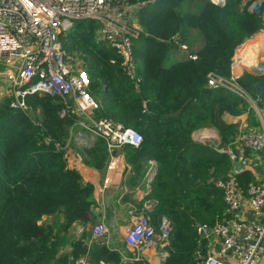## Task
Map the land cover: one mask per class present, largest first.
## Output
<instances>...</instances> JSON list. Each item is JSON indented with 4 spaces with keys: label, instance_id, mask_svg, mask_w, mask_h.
Returning a JSON list of instances; mask_svg holds the SVG:
<instances>
[{
    "label": "trees",
    "instance_id": "16d2710c",
    "mask_svg": "<svg viewBox=\"0 0 264 264\" xmlns=\"http://www.w3.org/2000/svg\"><path fill=\"white\" fill-rule=\"evenodd\" d=\"M238 1L127 0L145 2L134 13L142 31L133 45L139 91L116 52L96 40L93 20H78L59 36L66 52L84 61L88 91L98 102L95 117L142 135L140 146H124L127 162L136 170L142 159L156 161L145 199L157 201L149 215L154 223L160 216L173 222L163 264H193L197 252H205L197 226H212L224 215L214 179L233 175L243 187L255 181L248 170L232 174L233 163L218 150L238 131L236 123L223 120L216 102L223 99L235 110L247 101L231 90L207 86L209 72L229 77L235 49L263 29L261 15L238 8ZM175 40L185 42L188 51H180ZM263 82L264 73L245 71L238 78L252 97ZM12 98L0 100V264H75L83 256L92 264H119L118 254L102 240L88 245L85 236L68 237L73 222L90 221L97 205L93 185L68 162V149L78 148L70 137L76 116H61V99L47 93L25 96L31 116L11 107ZM203 126L215 127L223 145L194 141L192 133ZM79 146L88 164L104 169L108 154L102 140ZM66 244L71 250L62 252ZM133 264L146 262L141 258Z\"/></svg>",
    "mask_w": 264,
    "mask_h": 264
},
{
    "label": "built area",
    "instance_id": "2783aa9c",
    "mask_svg": "<svg viewBox=\"0 0 264 264\" xmlns=\"http://www.w3.org/2000/svg\"><path fill=\"white\" fill-rule=\"evenodd\" d=\"M226 1L211 0L214 4ZM144 4H129L127 0H0V61L15 69L7 74L13 96L10 106L25 110L27 94L47 93L61 99V116H76L70 137L78 144L93 146L97 140H102L109 156L125 145L140 146L143 137L135 129L95 117L98 102L88 91L89 77L84 61L66 52L59 36L78 20H93L97 24V39L116 52L121 69L139 91L133 47L138 32L132 24V15ZM261 18L263 29L249 38L264 37V8ZM249 38L235 49L229 77L209 72L207 86L235 92L260 115L264 94H256L254 98L238 83L243 69L264 63L258 57L263 49L252 52L253 44H246ZM174 42L180 51H188L185 42ZM191 58L196 59V55ZM235 65L242 67V71L233 72ZM142 105L146 111L145 100ZM240 148L260 155L264 150V130L240 129L232 142L218 150L234 163L239 160ZM213 182L221 190L224 215L212 226L198 225L197 232L206 235V228H210L209 234L218 243L219 256L198 251L193 264H256L264 255V166L262 178L246 187L233 175L216 178ZM89 232L91 238L101 239L106 233L104 223L95 222ZM155 232L147 215L134 214L131 224L123 229L132 251V262L140 260L143 249L154 243ZM87 262L88 256H83L75 264Z\"/></svg>",
    "mask_w": 264,
    "mask_h": 264
},
{
    "label": "crops",
    "instance_id": "0c3cea01",
    "mask_svg": "<svg viewBox=\"0 0 264 264\" xmlns=\"http://www.w3.org/2000/svg\"><path fill=\"white\" fill-rule=\"evenodd\" d=\"M263 40V38L258 39V37L249 38L246 41V44L252 43L251 50L256 53L262 49L264 51ZM260 58L264 60V54L260 55ZM232 71L240 72L242 71V67L240 68L235 65ZM0 92L1 97L4 92ZM8 92L11 93L10 86ZM260 94H264V92ZM220 101L223 104L227 103L224 102L223 99ZM220 101H217L216 103H220ZM227 105L232 109L229 103H227ZM258 106L262 107L261 104H258ZM252 110L254 115L253 121L258 122L259 127L253 126L250 116L248 117L249 114L247 113V119L245 120L244 117L239 123V130H264V108L260 115L254 108ZM222 118L228 123L235 124V120H232L230 116H223ZM192 138L194 141L203 144L206 143L215 148L223 145L220 132L213 126H203L195 129L192 133ZM260 159L262 161H260ZM153 161L154 160L148 158L142 159L140 169L135 170L132 165L127 162V149L123 146L122 148L116 149L112 155H108L106 166L103 170H98L86 162L85 156L81 154V152L76 151L74 148H69L68 162L70 166L79 172L84 182H89L93 185V197L97 203V205L92 208L89 217L90 221L87 223L81 221L73 222L68 231L69 240L77 241L85 236L88 238V245H90L92 240H98L91 238L89 232L90 227L95 222L102 221L105 225L106 233L99 240L103 241L108 250L114 251L118 254L120 257L119 264H131L132 251L123 236V229L126 225L131 224L133 216L136 213H148V217H150V213L157 204L155 199H145L146 192L148 191L147 178L154 165ZM244 161H247L248 165H244L241 172L246 170L249 172L255 171L257 173L255 176L256 179H261L264 166V150L260 155H253L247 148H240L238 162L240 163ZM253 163L257 164L255 168L252 167ZM131 177H134L133 180H129ZM151 223L156 229L154 243L143 249L142 258L146 264H163L168 255L166 246L168 245L167 237L169 234L166 235V227L159 225L158 219L155 223L151 220ZM199 236L205 240L204 242H207L210 234L205 235L201 233ZM215 241L217 240L215 239ZM204 249L205 252L219 256L217 248L209 246V244L204 245ZM70 250V244H66L62 249V252H69ZM256 264H264V255Z\"/></svg>",
    "mask_w": 264,
    "mask_h": 264
},
{
    "label": "rangeland",
    "instance_id": "374dc122",
    "mask_svg": "<svg viewBox=\"0 0 264 264\" xmlns=\"http://www.w3.org/2000/svg\"><path fill=\"white\" fill-rule=\"evenodd\" d=\"M256 1H258V0H239L237 6L240 9H245V10L250 11L252 3L253 2H256ZM133 16L134 15H132V24L136 27V30L138 32V35L135 38V39H137L140 36V34L142 33V31H141V28L138 25V22L136 21V18L133 17ZM95 38H96V35H95ZM263 39H264V37H263ZM96 40H97V38H96ZM263 44H264V40H263ZM263 54H264V51H261L259 53V57H260V55H263ZM259 64H263L264 65V63H259ZM259 66L260 65H257L256 66L255 64L252 65V66H248L246 69H243V72H245V71L250 72L249 71V68L256 69ZM237 70H238V68H237ZM14 71H15L14 67L8 66L6 64V62H4V61H0V91L4 92V94L0 97V100L3 97H8L9 94L11 95V93L8 92V89H9V86H10V82H9V78H8V75L7 74L13 73ZM237 73H238V71H237ZM7 102H8V98H7ZM215 108L220 111L221 117H223V116H230L232 118V120H235V123L237 124V131L239 130V127H240V125H239L240 121L243 120L244 117H245V120H246L247 119L246 117H247L248 110L253 109V107L251 106V104L248 103V102H245L243 104L242 103L238 104L237 107L235 108V110H231V108H229L227 105H224L222 102L216 103L215 104ZM236 109H239V110H236ZM25 111H27V110L25 109ZM27 113L29 114V116H31V113H30L29 110L27 111ZM249 116H250L251 121H253V116L254 115H251L250 114V115H248V117ZM19 122H20V120L17 121V123H19ZM253 126L259 127L258 122L253 123ZM74 143H76V141ZM79 145L80 144H77V147L78 148L75 147V149L80 152V150H79V147L80 146ZM250 173L253 176V179H251V180H256V177L255 176L257 175V173L255 171L250 172ZM200 242L201 243L203 242V245H208L209 244V246H212L214 248H217V245H218L217 241H215V238L212 237V235L209 236L207 242H204L202 239L200 240ZM169 243L170 242L168 240V245H169ZM131 264H133V262H131Z\"/></svg>",
    "mask_w": 264,
    "mask_h": 264
},
{
    "label": "water",
    "instance_id": "95a60500",
    "mask_svg": "<svg viewBox=\"0 0 264 264\" xmlns=\"http://www.w3.org/2000/svg\"><path fill=\"white\" fill-rule=\"evenodd\" d=\"M263 8H264V0H258L256 2L252 3L250 11H251V13H254L256 15H261ZM259 65L260 66L256 69L249 68L250 73H253L256 75L263 74L264 73V65L263 64H259ZM263 92H264V82L261 83L260 86H258V88H257V94H260ZM244 165H248V162L244 161V162H240V163L239 162L234 163L233 168H232V173L235 175V174L241 172L243 170ZM256 166H257L256 163L252 164V167L255 168ZM156 169H157V164L154 161V165H153V167H152V169L148 175V178H147L148 191L146 192V195L149 193L150 183L154 177ZM253 218H254V215L251 214V219H253ZM158 224L166 227V235H168L171 232V230L173 229V222L170 221L166 216H160L158 218ZM206 229H207V234H209L210 228L207 227ZM86 264H92V263L89 261Z\"/></svg>",
    "mask_w": 264,
    "mask_h": 264
},
{
    "label": "snow or ice",
    "instance_id": "6c2138e0",
    "mask_svg": "<svg viewBox=\"0 0 264 264\" xmlns=\"http://www.w3.org/2000/svg\"><path fill=\"white\" fill-rule=\"evenodd\" d=\"M85 82L87 83V80L85 79Z\"/></svg>",
    "mask_w": 264,
    "mask_h": 264
}]
</instances>
